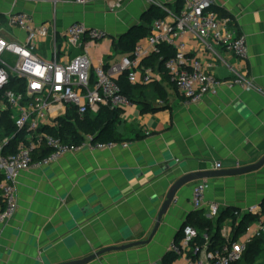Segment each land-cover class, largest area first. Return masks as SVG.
Here are the masks:
<instances>
[{"label":"crops","instance_id":"1","mask_svg":"<svg viewBox=\"0 0 264 264\" xmlns=\"http://www.w3.org/2000/svg\"><path fill=\"white\" fill-rule=\"evenodd\" d=\"M115 2L60 0V32L82 21L107 30L110 38L101 42L85 39L80 47L66 48L62 37L55 40L49 35L38 39L35 53L50 61L58 43L60 62L67 63L84 53L94 75L100 64L108 67L129 54L120 50L119 39L131 26L140 25L153 5L167 12L168 19L169 12L178 13L184 4V0H123L120 8L113 9ZM214 7L224 11V17L231 18V25L245 37L247 57L239 59L218 45L207 49L188 35L184 41L189 54L200 58L223 81L219 93L187 104L167 74L157 65L151 67L153 82L163 91H148L147 98L123 111L117 131L125 141L101 150L69 153L49 166L20 174L19 208L1 233L0 264H42L45 259L57 264L106 246L145 240L177 172L182 175L216 169L217 163L222 164L221 169L235 168L264 156V0H214ZM19 11L30 13L37 25L53 16L50 3L0 0L3 34L23 43L27 34L6 23L7 14ZM223 60L243 71L254 89L229 87L234 75ZM142 108L148 110L143 112ZM64 112V106H53L50 116L58 120L64 118ZM31 136L15 143L13 150L28 143ZM1 147L3 150L4 142H0ZM207 180L210 185L203 208L195 209L192 202L197 181L177 195L148 245L107 253L89 264H162L185 224L191 226V215L199 210L207 214L210 203L219 205V215L225 214L223 238H233L247 210L264 202V167L244 175ZM255 216L250 225L260 217ZM182 240H178L180 246ZM188 251L182 250L172 264H185L187 257L194 259Z\"/></svg>","mask_w":264,"mask_h":264},{"label":"built area","instance_id":"2","mask_svg":"<svg viewBox=\"0 0 264 264\" xmlns=\"http://www.w3.org/2000/svg\"><path fill=\"white\" fill-rule=\"evenodd\" d=\"M19 1L50 3L53 6V16L50 21L37 25L33 16L26 11L7 14V25L27 34L24 43L7 38L3 34L4 24L0 20V103L12 110L17 128L28 130L32 135L28 143H21L10 153L3 154L2 147L0 148V170L4 171L0 179V236L4 226L18 211V178L23 171L49 166L69 153L83 149L101 150L115 144L95 141L93 134H85L81 143H67L61 137L43 131L44 127H59V119L50 116L53 106L65 107L62 117H66L69 110L74 109L81 119L89 111L97 112L101 106L123 112L133 102L123 93L117 79L126 73L132 84L153 82V69L142 67V62L152 54L159 53L163 45L175 49L174 56L165 61V68L170 82L187 104H196L206 96L217 95L223 81L200 58L189 54L188 44L184 41L187 35L198 40L207 49L212 50L218 45L225 47L239 59L247 57L245 37L239 35L231 25V18L220 16L213 9L214 0H184L178 13L169 12L168 19L154 21L151 34L140 40L131 53L123 55L118 62L108 67L100 64L93 75L90 59L84 53L74 56L67 63L60 62L61 49L58 43H55L53 59L42 60L35 53L38 39L52 35L55 40L62 37L66 48L80 47L85 39L92 42L107 40L110 38L109 32L82 21H75L60 32L57 27L60 0H14L15 3ZM122 1L117 0L113 9L120 8ZM75 2L85 4L87 0ZM5 54L16 57L14 66L3 59ZM223 61L234 75L228 83L229 87L238 86L247 91L254 89L243 71H238L226 60ZM20 85L22 88L18 87ZM4 143H9V140ZM215 167L221 169L222 164L217 163ZM209 185L207 179H202L194 186L192 202L195 209L206 205ZM247 211L260 217L238 239L229 237L221 248L205 249L194 259L187 257L185 264L240 262L249 245L264 235L262 207L254 205ZM219 212V205L210 203L206 216L215 219ZM237 214L236 211L235 215ZM196 236L197 230L187 226L180 249L186 251ZM205 238L208 239L207 234Z\"/></svg>","mask_w":264,"mask_h":264},{"label":"trees","instance_id":"3","mask_svg":"<svg viewBox=\"0 0 264 264\" xmlns=\"http://www.w3.org/2000/svg\"><path fill=\"white\" fill-rule=\"evenodd\" d=\"M181 2V0H179ZM180 8V7H179ZM220 16H226L224 11L214 7ZM167 12H165L160 6L153 5L142 17V23L131 28L127 33L122 35L119 39L120 50L124 53H131L137 43L143 38L149 36L152 31V25L154 21L165 18ZM233 26V25H232ZM234 27V26H233ZM238 31V34L241 33ZM175 54V49L169 45L161 46L159 53H154L142 62V66L155 67L158 66L161 73H166L165 61ZM168 76V74H167ZM169 78V76H168ZM20 82V81H19ZM117 82L121 86L123 93L129 97L133 103H138L148 97V91L159 90L163 91L162 87L157 82H151L149 84H132L127 74H122ZM15 83V82H13ZM20 84V83H19ZM22 88V85L18 86ZM162 98H166L165 95ZM140 103V102H139ZM147 108H142V111H147ZM121 110H111L106 106H101L97 112L89 111L83 119H81L75 112L74 109H70L66 117L59 119L58 128L44 127L43 131L49 132L56 136L61 137L67 143H81L85 134H93L94 140L105 144L121 143L125 141L118 133L117 127L121 121ZM13 112L10 108L1 111L0 110V142L9 140V143H4L2 150L3 154L14 151V144L19 141H24L25 137L30 134L28 130H19L12 117ZM8 149H10L8 151ZM48 152V150H47ZM41 157V156H40ZM3 177L0 174V179ZM262 212L264 214V202L262 204ZM191 220L193 228L197 230V236L193 239L189 246V255L196 258L205 249L214 250L221 248L225 239L221 234L222 224L225 220V214L220 213L219 217L215 219H209L206 216L205 211L199 210L194 212ZM257 216L253 214H246L239 222L237 231L232 239H238ZM191 221V222H190ZM178 234L177 242L175 243L174 249L167 252L162 258V264H172L182 253L178 240L185 236V227ZM208 235V239L205 235ZM195 253H197L195 255ZM264 254V235L260 238L255 239L245 253L243 259L236 264H257L258 259ZM258 264H264L258 263Z\"/></svg>","mask_w":264,"mask_h":264},{"label":"water","instance_id":"4","mask_svg":"<svg viewBox=\"0 0 264 264\" xmlns=\"http://www.w3.org/2000/svg\"><path fill=\"white\" fill-rule=\"evenodd\" d=\"M136 25L131 26L133 28ZM130 28V29H131ZM264 167V156H262L257 162L248 164L245 166H239L235 168H227V169H205V170H197L185 174H180L177 172L176 180L170 186L165 200L162 202L161 207L159 209L158 215L156 217V222L154 228L149 236V238L145 240H138L135 242H129L121 245H112L106 246L96 252H93L83 258L74 259V260H66L57 264H89L99 257L111 253V252H121L132 249L137 246L148 245L158 232L164 217L168 214L173 203L177 197V195L188 185L200 181L202 179H217V178H225L232 176L244 175L247 173L255 172ZM42 264H49L45 259Z\"/></svg>","mask_w":264,"mask_h":264},{"label":"rangeland","instance_id":"5","mask_svg":"<svg viewBox=\"0 0 264 264\" xmlns=\"http://www.w3.org/2000/svg\"><path fill=\"white\" fill-rule=\"evenodd\" d=\"M3 59H4L5 61H7L8 63H10L12 66L15 65L16 57H14V56H12V55H10V54H5V55L3 56ZM5 109H6L5 104L0 103V110L3 111V110H5ZM262 262H264V254L258 259V263H262ZM258 263H257V264H258Z\"/></svg>","mask_w":264,"mask_h":264}]
</instances>
